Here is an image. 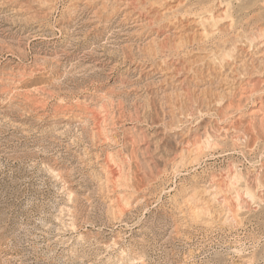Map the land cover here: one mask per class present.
I'll list each match as a JSON object with an SVG mask.
<instances>
[{
    "label": "rangeland",
    "instance_id": "rangeland-1",
    "mask_svg": "<svg viewBox=\"0 0 264 264\" xmlns=\"http://www.w3.org/2000/svg\"><path fill=\"white\" fill-rule=\"evenodd\" d=\"M0 264H264V0H0Z\"/></svg>",
    "mask_w": 264,
    "mask_h": 264
},
{
    "label": "bare ground",
    "instance_id": "bare-ground-1",
    "mask_svg": "<svg viewBox=\"0 0 264 264\" xmlns=\"http://www.w3.org/2000/svg\"><path fill=\"white\" fill-rule=\"evenodd\" d=\"M139 1H140V0H139ZM134 3H135V2H134ZM144 3H145V2H144ZM142 4H143V3H142ZM128 6H129V4H128ZM129 7L131 8V6H129ZM139 7H140V6H139ZM135 8H137V6H136ZM131 10H132V9H131ZM130 12H131V11H130ZM134 15H135V14H134ZM131 16H132V15H131ZM135 16H136V15H135ZM138 16H139V15H138ZM138 18L142 19V18H144V17H143L142 15H140ZM211 18H212V17H211ZM203 20H204V19H203ZM205 20H206V19H205ZM207 20H209V19H207ZM207 20H206V21H207ZM139 21H140V20H139ZM206 21H202V20H201L200 22L202 23V22H206ZM177 69H178V68H177ZM173 70H174V69H173ZM171 71H172V70H171ZM167 78H168V77H167ZM172 78H174V77H172ZM174 79H175V78H174ZM172 80H173V79H172ZM174 81H175V80H174ZM175 107H176V106H175ZM177 109H178V108H177ZM183 114H184V113H183ZM188 114H189V113H188ZM186 116H187V115H186ZM111 174H112L113 177H116V176H117L116 172H114V171H113Z\"/></svg>",
    "mask_w": 264,
    "mask_h": 264
}]
</instances>
